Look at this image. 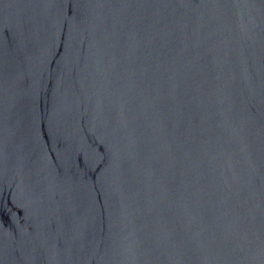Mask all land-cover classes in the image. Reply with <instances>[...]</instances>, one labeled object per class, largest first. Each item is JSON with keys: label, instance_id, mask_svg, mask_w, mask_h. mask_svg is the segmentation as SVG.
I'll return each mask as SVG.
<instances>
[{"label": "water", "instance_id": "obj_1", "mask_svg": "<svg viewBox=\"0 0 264 264\" xmlns=\"http://www.w3.org/2000/svg\"><path fill=\"white\" fill-rule=\"evenodd\" d=\"M0 264H264V0H0Z\"/></svg>", "mask_w": 264, "mask_h": 264}]
</instances>
